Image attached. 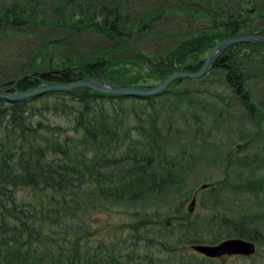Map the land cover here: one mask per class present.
<instances>
[{"label": "trees", "instance_id": "obj_1", "mask_svg": "<svg viewBox=\"0 0 264 264\" xmlns=\"http://www.w3.org/2000/svg\"><path fill=\"white\" fill-rule=\"evenodd\" d=\"M185 1L0 0V36L30 40L0 85L31 73L16 82L18 90L38 86L36 78L151 87L173 71L196 70L229 34L264 32L262 0ZM179 10L209 26L161 49H135L167 12L183 15ZM83 35H95L97 45L71 49L68 40ZM182 81L191 86L179 87ZM203 83L230 98L197 89ZM204 93L217 108L208 123L237 105L243 124L240 139L222 153L220 176L194 194L182 188L192 160L186 147L196 138L187 116L205 122ZM193 195L189 213L176 199ZM150 197L164 209L127 213L118 238L94 233L93 214ZM164 212L168 223H157ZM230 237L255 245L250 256H235L236 264H264V43H235L203 76L177 79L155 96L79 88L0 99V264H213L183 247Z\"/></svg>", "mask_w": 264, "mask_h": 264}, {"label": "rangeland", "instance_id": "obj_2", "mask_svg": "<svg viewBox=\"0 0 264 264\" xmlns=\"http://www.w3.org/2000/svg\"><path fill=\"white\" fill-rule=\"evenodd\" d=\"M200 1V0H199ZM234 1V0H232ZM261 1V0H260ZM185 2H188L187 0ZM197 2V1H196ZM264 4V0H262ZM190 7L194 8V5L191 4ZM180 11V10H179ZM183 15L170 11L167 12L162 21L156 22L152 28L148 31L153 34L149 35L148 38L139 42L135 49L142 50L143 52H151L157 49H161L168 45H171L175 39L183 36V33H193L196 29L201 27L209 26V21L200 17H194V15H190V12H182ZM181 34V35H180ZM156 35H159L157 37ZM157 37V38H156ZM29 36L25 38H18L11 35L0 36V80L2 77H9L15 69L16 65L21 61L18 60V52L22 48V46H26L30 44ZM70 43V48L77 52H84L91 47V45H97L98 39H96L95 35H83L80 37H72L68 40ZM18 60V61H17ZM145 83H152V80L146 79ZM181 86H191L187 81H182L179 87ZM204 89L208 92V94L218 93L219 97L230 98L227 91L223 89L221 86L216 83H203L200 84L197 89ZM205 98L203 116H205V122L202 124H196L192 119L187 116L188 130L192 133L195 131L196 138L190 142V144L186 147V152L192 153L190 156L192 160H190L189 169H187L185 173V182L183 185V189L185 192H198L199 185L203 183L210 182L214 179H217L220 176L222 166V153L230 147H233L237 141L241 137V125L243 124V120L241 119L239 122V118L242 114L241 109L235 105L230 108L229 114L221 113L220 116H217L213 123H208L210 119V114H215V108L209 96L205 93L200 95L199 99ZM226 101V100H225ZM215 107V108H213ZM217 109V108H216ZM190 159V158H189ZM205 188V187H204ZM195 194V193H194ZM196 196L198 194L196 193ZM176 197V196H173ZM161 198V197H160ZM174 199V198H173ZM190 197L180 198L177 197L178 203L181 201V205L183 210H187L189 213H193L196 210V203L193 204L192 210H188ZM245 199V198H244ZM241 199L242 204L248 202H252L249 198L248 200ZM173 201V200H172ZM158 200H154L153 198H147L143 201L128 203L127 207L117 206L111 208V210H102L93 214V223L95 222L94 233H101L102 235H109L112 238H118V234L122 235L123 233L120 231V227L125 225L129 216L127 213L132 211H141L145 209L146 212H151L153 209H164L163 204H157ZM174 203V202H173ZM173 203H169L171 206ZM236 204V203H235ZM234 204V205H235ZM170 210L173 209L171 206ZM166 216L165 219H161L157 221V223H165L169 218V213L164 212ZM133 221V219H131ZM131 221V222H132ZM133 223V222H132ZM168 223V222H167ZM109 225V229L104 228V226ZM184 252L192 251L189 246L183 247ZM197 257H206L209 259H213V264H236L235 256L239 255H222L218 257H208L204 256L193 250Z\"/></svg>", "mask_w": 264, "mask_h": 264}, {"label": "water", "instance_id": "obj_3", "mask_svg": "<svg viewBox=\"0 0 264 264\" xmlns=\"http://www.w3.org/2000/svg\"><path fill=\"white\" fill-rule=\"evenodd\" d=\"M235 43H264V32L240 31L229 34L213 43L205 53L200 66L196 70L179 69L173 71L162 78L151 87H138L135 85H121L110 83L99 77L82 78L71 82L43 81L36 78L40 84L36 87L18 90L16 82L22 78L34 77L31 73H25L0 85V99L6 101H17L32 98L51 91H73L79 88H86L98 93L118 95L122 97H149L164 92L168 86L180 78L196 79L203 76L212 62L223 50ZM43 73L39 74L42 77ZM207 184L203 183L199 188H204ZM194 198L189 201L188 210H192ZM190 249L208 257H218L222 255L250 256L255 249L252 241L230 237L222 239L214 244L197 243L191 244Z\"/></svg>", "mask_w": 264, "mask_h": 264}, {"label": "flooded vegetation", "instance_id": "obj_4", "mask_svg": "<svg viewBox=\"0 0 264 264\" xmlns=\"http://www.w3.org/2000/svg\"><path fill=\"white\" fill-rule=\"evenodd\" d=\"M193 197L195 198V195H193ZM190 246V245H189ZM192 250V249H191Z\"/></svg>", "mask_w": 264, "mask_h": 264}, {"label": "bare ground", "instance_id": "obj_5", "mask_svg": "<svg viewBox=\"0 0 264 264\" xmlns=\"http://www.w3.org/2000/svg\"><path fill=\"white\" fill-rule=\"evenodd\" d=\"M194 201H195V198H194Z\"/></svg>", "mask_w": 264, "mask_h": 264}]
</instances>
